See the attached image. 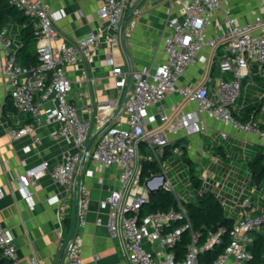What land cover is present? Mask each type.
<instances>
[{
	"label": "built area",
	"instance_id": "1",
	"mask_svg": "<svg viewBox=\"0 0 264 264\" xmlns=\"http://www.w3.org/2000/svg\"><path fill=\"white\" fill-rule=\"evenodd\" d=\"M139 1L99 0L97 18L101 24L95 31L71 40L63 37L57 27L63 15L60 9L49 8L45 0H9L30 20L40 62L36 66L22 65L16 55L14 24L0 26V116L6 96L11 101L14 117L25 116L22 123L16 119L17 126L4 120L5 133L14 140L48 126L50 139L66 138L73 145V150L63 153L57 162L42 160L25 168L16 177L17 188L25 198L31 199L29 188L35 178L48 172L53 182L66 193L75 195V220L65 248L67 264H82V230L87 222L91 197L89 187L80 179L91 178L96 172L103 174L109 168H116L114 185L106 189L98 205L108 210V234L119 239L123 249V261L114 264H253L250 249L253 233L264 231V189L256 185L250 171L236 183L230 179L231 166L225 175H220L216 171L213 173L209 165L204 166L203 156L197 162L195 171L200 188L195 197L203 191H212L232 221L227 244L214 254L226 230L223 226L217 227L203 238L200 232L193 230L186 202L175 190L168 174L175 160L177 166L186 165L181 157L182 149L180 146L172 148L167 157L164 151L173 142L169 134L182 130L192 135L205 130L197 111L207 112L238 131L254 134L264 150V129L260 123L253 119L241 122L231 110L239 96L241 80L252 64L264 77V0L262 10L254 14L251 22L240 24L226 17L228 30L221 39L207 38L205 31L212 13L224 0H167L169 14L165 27L170 35L163 42L164 60L155 67L125 71L114 64L112 50L120 40L126 8ZM173 6L179 7L178 14L171 13ZM101 43L108 53L106 63L111 68L115 87L125 89L128 80L129 84L121 108L124 117L120 111L113 117L119 101L110 98L96 102L95 117L91 121L79 113L70 98L74 84L68 68L83 63L82 80H85L89 71L86 62L89 63ZM219 46L223 48L219 71L231 72L233 77L228 80L220 77L212 88L204 82L180 86L179 79L185 68L197 60L208 63L202 51L206 48L215 51ZM172 93L178 95V104L191 102L196 110L186 112L176 104L172 114L162 109L152 112ZM95 132L98 134L85 149L89 136ZM222 135L226 137L225 133ZM33 138L37 139L35 135ZM141 145L149 150L148 155L143 153ZM143 159L154 161L158 170L146 176V193L134 194L132 192L141 182ZM208 161L220 165L217 157L209 156ZM188 179L192 184L189 174ZM160 189L171 192L176 207L142 211L148 194ZM3 195L0 186V198ZM0 251L11 264H21L12 236L1 219ZM261 264H264V250Z\"/></svg>",
	"mask_w": 264,
	"mask_h": 264
},
{
	"label": "crops",
	"instance_id": "2",
	"mask_svg": "<svg viewBox=\"0 0 264 264\" xmlns=\"http://www.w3.org/2000/svg\"><path fill=\"white\" fill-rule=\"evenodd\" d=\"M262 1L224 0L212 13L211 23L205 31L206 37L223 38L228 30L226 17H231L240 24L251 22L254 14L262 10ZM45 2L49 8L63 12L57 27L67 39L80 38L89 31H95L101 24L97 18L99 0ZM178 11L179 7L173 6L171 13L178 14ZM168 14L167 0H140L134 5H128L121 23L120 40L112 50L114 64L129 71L155 67L162 62L163 42L170 35V30L165 27ZM15 27L19 25L14 23L13 30ZM16 37L18 40L15 38V44L18 46L19 34ZM222 50V46L215 51L210 48L203 50L202 53L209 59L208 63L197 60L187 66L179 79V85L186 87L204 82L212 88L220 77L231 79V72L221 73L218 68ZM107 56L105 45L101 43L89 63L86 62L89 71L85 80H82L85 75L83 63L68 68L74 84L70 98L79 113L91 121L95 117L97 101L118 98L120 102L125 90L115 87L111 68L106 63ZM254 66H250L249 73L241 80L240 93L231 110L234 115L242 117L248 108L254 107L258 102L257 108L250 114L255 121L264 123V83L257 68L252 71ZM178 103V95L172 93L157 104L152 112L162 109L167 114H172ZM177 106L186 112L196 110V105L191 102ZM13 113L14 111L9 110L8 114L0 116V186L4 193L0 198V219L12 236L21 264H31L33 261L35 264H67L65 248L75 220V195L66 193L60 185L53 182L48 172H44L35 178L29 188L32 197L28 199L18 190L16 177L25 168L42 160L51 163L59 161L63 153L73 150V145L66 138L50 139L48 126H41L32 134L11 140L5 133L2 122L9 119L8 122L17 126L16 119L21 123L25 120V116L19 115L16 118ZM119 113L124 117L122 109ZM197 114L202 119L205 130L192 135H186L180 130L176 134H169V139L173 142L178 140L179 146L186 147V155L193 164L198 162L200 156H203V163L209 156L217 157L220 165L216 166V172L225 175L231 166L233 172L230 179L240 183L249 172V159L263 148L262 142L254 134L238 131L207 112L197 111ZM223 133L226 134L225 138ZM34 135L37 139L33 138ZM220 146L222 149L218 148ZM210 149L215 152L210 153ZM115 173L116 168H109L103 174L96 172L91 178L80 179L89 187L91 197L87 222L82 230V264H114L124 259L120 240L108 234V210L98 205V199L108 187L114 185ZM102 177L103 182L100 183Z\"/></svg>",
	"mask_w": 264,
	"mask_h": 264
},
{
	"label": "trees",
	"instance_id": "3",
	"mask_svg": "<svg viewBox=\"0 0 264 264\" xmlns=\"http://www.w3.org/2000/svg\"><path fill=\"white\" fill-rule=\"evenodd\" d=\"M14 23L19 25V45L16 52L17 60L25 66H36L40 61L35 50L36 39L30 20L23 14L19 7L10 3L9 0H0V26L11 25ZM255 70L256 66L252 68V71ZM261 78L264 83V77L261 76ZM257 106L258 102L254 107L248 108L242 117H238L234 114L233 116L241 122H246L253 119L250 112L256 109ZM2 110L4 114H8L9 110L14 111L9 96L5 98ZM260 127L264 129V123H260ZM179 144L180 143L177 140L176 142L174 141L167 145L165 147L164 156L167 157L171 153L172 148L179 146ZM180 147L182 149L181 157L187 165V172L189 177L192 179V184L199 189L200 182L197 180L193 162L186 155V147L182 145ZM143 148L144 147L142 146V151ZM218 148L222 149L221 146ZM263 160L264 152L258 151L252 158L249 159L247 164L253 181L260 187L261 182L264 180ZM157 170L158 166L154 161L143 159L141 161L140 180L145 179L147 175L155 173ZM175 207L176 201L171 192L166 189H160L148 194V201L144 205L142 211H164ZM186 209L192 223L193 230L200 232L202 234V238L209 231H215L219 224H223V227L226 230L223 235V242L213 250V253L216 254L222 251L223 246L228 242L229 229L232 225V221L225 215L222 205L217 200L215 194L212 191H203L196 197L195 201L186 203ZM253 237V245L250 247L253 255L252 262L253 264H261L263 262L264 231H255L253 233ZM202 259H205V256H202ZM0 264H11V262L1 254V251Z\"/></svg>",
	"mask_w": 264,
	"mask_h": 264
},
{
	"label": "rangeland",
	"instance_id": "4",
	"mask_svg": "<svg viewBox=\"0 0 264 264\" xmlns=\"http://www.w3.org/2000/svg\"><path fill=\"white\" fill-rule=\"evenodd\" d=\"M14 37L17 38L16 36H18L19 34V27H15L13 32ZM18 40V38H17ZM209 139V138H208ZM210 153H214L215 150L210 149L208 150ZM259 151H264L263 148L259 149ZM143 153L145 154H149V150H147L146 147L143 148ZM209 165L211 171H213V173L216 171V165L214 164H209L208 160H204V166ZM193 166L195 167V170L197 169V163L193 164ZM186 165L184 164H180V165H176V162H174L173 166L169 169L168 174H169V178L171 179V182L175 188V190L178 192V194L183 197V199L185 200V202H191V201H195L196 199V194H197V188L191 184L189 182L188 179V172L185 169ZM180 173V174H179ZM179 174V175H177ZM197 174H198V170H197ZM212 179H210L211 181ZM144 184H145V179L141 180V182L139 183V185L137 186V188L132 192L134 194H145V190H144ZM261 188L264 189V180L263 182H261Z\"/></svg>",
	"mask_w": 264,
	"mask_h": 264
},
{
	"label": "water",
	"instance_id": "5",
	"mask_svg": "<svg viewBox=\"0 0 264 264\" xmlns=\"http://www.w3.org/2000/svg\"><path fill=\"white\" fill-rule=\"evenodd\" d=\"M128 84H129V80H128V83H127V85H126V88H125V90H124V92H123V95H122V97H121V100H120V102H119V104H118V106H117V108H116V110H115V112H114V114H113V117L116 116V115L118 114V112L121 110V108H122V106H123V103H124V100H125V96H126V92H127V90H128ZM97 134H98V132H95L94 134H92V135L89 136V138H88V140H87V142H86V145H85V149L88 148L89 144L91 143V141L95 138V136H96ZM221 226H223L222 223L219 224L218 227H221Z\"/></svg>",
	"mask_w": 264,
	"mask_h": 264
}]
</instances>
